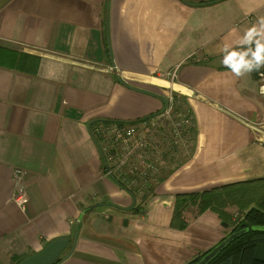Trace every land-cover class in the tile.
<instances>
[{
    "label": "crops",
    "instance_id": "1",
    "mask_svg": "<svg viewBox=\"0 0 264 264\" xmlns=\"http://www.w3.org/2000/svg\"><path fill=\"white\" fill-rule=\"evenodd\" d=\"M261 18L264 0H0V264L58 239L59 264H187L227 238L209 210L171 221L179 194L264 179V66L223 63L251 59L242 37ZM171 93L192 114L187 156L133 196L106 175L93 124L157 114Z\"/></svg>",
    "mask_w": 264,
    "mask_h": 264
},
{
    "label": "built area",
    "instance_id": "2",
    "mask_svg": "<svg viewBox=\"0 0 264 264\" xmlns=\"http://www.w3.org/2000/svg\"><path fill=\"white\" fill-rule=\"evenodd\" d=\"M168 75L176 77L175 72ZM257 78L259 94L264 99L261 92L264 88V69L258 72ZM180 101L178 96L171 93L167 95L165 107L158 115L133 123L110 122L92 127V135L103 155L106 175L125 191L134 194L148 192L160 171L166 167L167 153L177 151L178 139L187 136L185 132L192 125V117L175 114ZM21 174L16 171V181ZM25 202V190L19 187L15 203L24 208ZM234 219L239 221L242 216L236 213Z\"/></svg>",
    "mask_w": 264,
    "mask_h": 264
},
{
    "label": "trees",
    "instance_id": "3",
    "mask_svg": "<svg viewBox=\"0 0 264 264\" xmlns=\"http://www.w3.org/2000/svg\"><path fill=\"white\" fill-rule=\"evenodd\" d=\"M159 113L146 117V119ZM175 114L192 117L191 111L187 109L182 100L176 107ZM100 123L110 122L101 121L93 125ZM193 130L191 125L185 134L192 138ZM169 155L170 153H167L165 156L168 164L171 163L166 159ZM168 164L163 167L157 176L155 184L151 186V189L144 196L152 195L156 185L163 182L171 173L172 169L167 171ZM131 193L135 196L133 192ZM231 208L236 210L233 214L228 212ZM190 209H195L196 217L208 210L214 212L223 223L234 225L232 233L247 230L246 233L230 243L209 264H264V179L229 184L198 193L177 195L171 221L172 229L183 231L188 227L189 220L186 218V213ZM236 213H239L242 219L232 224ZM210 251L198 255L187 264H198ZM61 261L62 258L55 264H59ZM16 264L19 263L17 262Z\"/></svg>",
    "mask_w": 264,
    "mask_h": 264
},
{
    "label": "clouds",
    "instance_id": "4",
    "mask_svg": "<svg viewBox=\"0 0 264 264\" xmlns=\"http://www.w3.org/2000/svg\"><path fill=\"white\" fill-rule=\"evenodd\" d=\"M256 38L264 39V18H261L258 25H254L245 33L244 37H242V43L251 44L256 42V50L251 53V59L240 58L233 61L231 59L233 54L229 53L223 60L224 66L237 77L244 75L246 72L258 70L260 67L264 66V43L257 42ZM235 55L240 57L242 54L236 53ZM261 92L264 94V88L261 89Z\"/></svg>",
    "mask_w": 264,
    "mask_h": 264
},
{
    "label": "water",
    "instance_id": "5",
    "mask_svg": "<svg viewBox=\"0 0 264 264\" xmlns=\"http://www.w3.org/2000/svg\"><path fill=\"white\" fill-rule=\"evenodd\" d=\"M225 226H227L225 224ZM247 230H241L232 233L225 238L219 245L212 249L198 264H209L215 259L230 243L246 233ZM68 239H58L48 244L41 252L24 259L19 264H55L63 255Z\"/></svg>",
    "mask_w": 264,
    "mask_h": 264
},
{
    "label": "rangeland",
    "instance_id": "6",
    "mask_svg": "<svg viewBox=\"0 0 264 264\" xmlns=\"http://www.w3.org/2000/svg\"><path fill=\"white\" fill-rule=\"evenodd\" d=\"M186 141L187 139H178L177 144L179 147L177 148V151H173V153L166 157V159L171 162L170 164L167 163L169 165L167 171L174 168L184 158V156H187L189 149L188 146H186Z\"/></svg>",
    "mask_w": 264,
    "mask_h": 264
}]
</instances>
